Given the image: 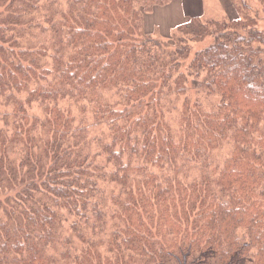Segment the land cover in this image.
<instances>
[{
	"label": "trees",
	"instance_id": "16d2710c",
	"mask_svg": "<svg viewBox=\"0 0 264 264\" xmlns=\"http://www.w3.org/2000/svg\"><path fill=\"white\" fill-rule=\"evenodd\" d=\"M169 1L0 0V264H264V30Z\"/></svg>",
	"mask_w": 264,
	"mask_h": 264
},
{
	"label": "rangeland",
	"instance_id": "374dc122",
	"mask_svg": "<svg viewBox=\"0 0 264 264\" xmlns=\"http://www.w3.org/2000/svg\"><path fill=\"white\" fill-rule=\"evenodd\" d=\"M204 3L195 0H170L165 6L158 7V9L145 18V31L148 34L168 37L171 30L182 22L188 21L193 13H199L200 7L204 8L203 20L210 18L222 19L239 17L240 8L237 6L239 2L247 5L249 16L257 18V25L261 30H264V11L261 8L259 0H231L228 5L225 0H203ZM242 4V5H243ZM190 6V8H189ZM238 13H237V11ZM245 15V12L243 13ZM241 16V15H240ZM243 19H245L243 17ZM209 44L206 43L198 45L195 50L202 49Z\"/></svg>",
	"mask_w": 264,
	"mask_h": 264
},
{
	"label": "crops",
	"instance_id": "0c3cea01",
	"mask_svg": "<svg viewBox=\"0 0 264 264\" xmlns=\"http://www.w3.org/2000/svg\"><path fill=\"white\" fill-rule=\"evenodd\" d=\"M199 1H201V3H204L203 0H195L196 3H198ZM189 8H190V6H189ZM203 11H204V8H203V5H202V8L200 7V12L199 13H193L192 17H194L195 15L197 16V15L203 14Z\"/></svg>",
	"mask_w": 264,
	"mask_h": 264
}]
</instances>
